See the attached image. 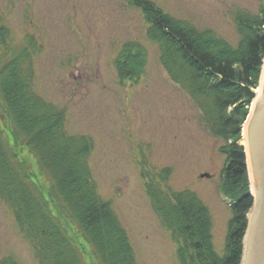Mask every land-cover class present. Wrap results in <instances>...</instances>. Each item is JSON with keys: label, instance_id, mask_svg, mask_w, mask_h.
I'll use <instances>...</instances> for the list:
<instances>
[{"label": "trees", "instance_id": "1", "mask_svg": "<svg viewBox=\"0 0 264 264\" xmlns=\"http://www.w3.org/2000/svg\"><path fill=\"white\" fill-rule=\"evenodd\" d=\"M257 14L235 16L240 41L233 46L212 29L177 18L152 0H129L148 24L147 37L160 50L171 80L188 92L201 111L205 127L223 141L226 160L220 188L232 218L227 253L216 252L209 207L196 192L169 186L171 167L146 175V191L163 226L177 244L180 264H241L248 214L254 205L247 155L241 144L243 126L256 97L264 60V0ZM11 30L0 18V99L13 125L15 140L36 157L51 179L50 192L38 184L26 161L6 141L0 118V198L8 205L39 264H136L127 230L109 201L98 191L90 157L91 137L69 134L66 112L35 88L34 56L40 51L29 36L21 48L10 45ZM148 52L139 41L125 42L115 67L121 83H138ZM71 232L91 247L81 248ZM0 264H19L13 256Z\"/></svg>", "mask_w": 264, "mask_h": 264}, {"label": "rangeland", "instance_id": "2", "mask_svg": "<svg viewBox=\"0 0 264 264\" xmlns=\"http://www.w3.org/2000/svg\"><path fill=\"white\" fill-rule=\"evenodd\" d=\"M152 1L198 28L212 29L233 46L240 41L237 12L257 14L260 8L258 0ZM0 18L11 30L12 49L21 48L29 36L40 46L34 56L36 92L65 110L69 134L94 140L89 161L93 177L99 194L112 204L129 234L136 264H180L177 244L146 191L148 172L168 167L173 170L168 183L173 190L196 192L209 207L214 246L224 256L232 218L229 200L220 188L224 143L205 127L188 92L169 77L158 45L147 37L142 12L129 0H0ZM127 41H139L148 52L145 74L136 84L121 83L115 67ZM1 102L6 141L44 191L50 192L51 179L31 151L15 140ZM205 173L209 177L203 178ZM249 181L252 189L250 174ZM71 234L81 248L91 249ZM5 256H13L19 264H39L12 209L0 198V258Z\"/></svg>", "mask_w": 264, "mask_h": 264}, {"label": "water", "instance_id": "3", "mask_svg": "<svg viewBox=\"0 0 264 264\" xmlns=\"http://www.w3.org/2000/svg\"><path fill=\"white\" fill-rule=\"evenodd\" d=\"M243 130H246L248 170L255 190L251 189L254 205L248 215L241 264H264V60L256 98Z\"/></svg>", "mask_w": 264, "mask_h": 264}, {"label": "bare ground", "instance_id": "4", "mask_svg": "<svg viewBox=\"0 0 264 264\" xmlns=\"http://www.w3.org/2000/svg\"><path fill=\"white\" fill-rule=\"evenodd\" d=\"M246 130H244V132H243V134H244V140H243V144L246 146V149L248 148V146H247V142H246V132H245ZM247 151H248V149H247ZM252 190L254 191L255 189H254V185L252 184Z\"/></svg>", "mask_w": 264, "mask_h": 264}]
</instances>
